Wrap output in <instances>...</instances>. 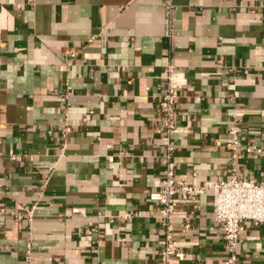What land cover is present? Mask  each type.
<instances>
[{"label":"crops","instance_id":"obj_1","mask_svg":"<svg viewBox=\"0 0 264 264\" xmlns=\"http://www.w3.org/2000/svg\"><path fill=\"white\" fill-rule=\"evenodd\" d=\"M168 65L177 173L264 179V0H0V264H161ZM213 200L179 199L178 264H227ZM238 263L264 264V223Z\"/></svg>","mask_w":264,"mask_h":264},{"label":"built area","instance_id":"obj_2","mask_svg":"<svg viewBox=\"0 0 264 264\" xmlns=\"http://www.w3.org/2000/svg\"><path fill=\"white\" fill-rule=\"evenodd\" d=\"M167 8L171 10L172 4L168 3ZM163 82L164 88L159 100L162 110L161 139L165 148L163 178L158 188L149 194L151 200L160 204L158 216L163 226L160 262L161 264H178L183 257V252L179 249L180 244L174 236L173 213L179 199H196L207 190H211L214 195V218L222 223L224 228L225 247L228 253L226 263L239 264V237L244 223H264V179H248L233 173L228 179H207L200 184H192L186 176L178 174L177 164L172 156L174 149L172 137L179 130L178 98L180 89L185 84V77L182 72L168 65L164 70ZM69 130L70 127L66 123L63 135H66ZM238 130L237 126L230 129L233 133L231 138L233 149L239 145ZM255 149L261 152V148L255 147ZM73 212H79V208H73Z\"/></svg>","mask_w":264,"mask_h":264}]
</instances>
